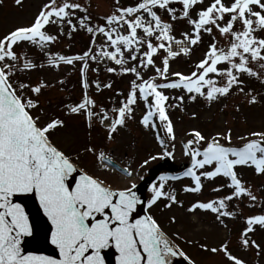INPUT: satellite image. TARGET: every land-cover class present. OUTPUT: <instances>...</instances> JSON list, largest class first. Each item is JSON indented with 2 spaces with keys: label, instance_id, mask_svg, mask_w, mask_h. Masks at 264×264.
Here are the masks:
<instances>
[{
  "label": "snow or ice",
  "instance_id": "obj_1",
  "mask_svg": "<svg viewBox=\"0 0 264 264\" xmlns=\"http://www.w3.org/2000/svg\"><path fill=\"white\" fill-rule=\"evenodd\" d=\"M200 2L182 0L180 15L188 19L191 28L180 37L173 34L172 23L164 20L159 12L163 9L174 13L175 10L169 7L171 0H136L127 6H120L117 0L115 10L104 17L106 23L96 25L89 22L91 17L88 15L79 16L78 23L73 21L72 17L77 14L74 10L87 12L77 0H45L31 23L14 26L0 36V264H173V258L177 256L184 257L189 264H197L170 239L150 211H144L143 215L137 212L145 207V203L149 207L155 206L161 198L166 200L164 207L183 205L176 191L166 189L165 185L169 178L176 179L177 176L162 173L147 184L149 196L144 199L142 192L137 190L136 179L132 178V167L122 169L127 183L119 187L109 186L104 179L80 167L79 156L58 146L51 138L52 132L67 126L66 121L52 115L41 122L44 109L40 107V100L29 93L38 96L48 82L32 83L19 78L20 71L33 70L37 65L27 54L21 59L17 48L30 43L43 50L49 43L57 41L58 35L47 28L50 24L59 26V34L65 32V24L72 30L79 27L91 33L92 47L70 55L49 51L47 63L58 67L62 62L71 65L80 61L85 93L79 102L67 105L66 110L69 114L85 116L89 127L93 118L98 119L108 129L109 139L119 127H127V121L134 117L137 101L144 102L146 110L139 122L145 129H157L156 139L161 150L143 159L140 162L143 167L158 157L173 156L174 145H169L158 131L162 126L165 135L175 139L174 124L167 111L169 95L163 89H180L187 93L188 100L204 96L211 102L219 96L230 95L234 87L244 92L246 82L241 77L245 74L264 80V76L254 72L251 66L252 62H264V35L256 34L264 33V0H228L227 3L210 0L193 18L190 10ZM15 3L20 5L21 0H15ZM213 28L228 38L227 44L218 46ZM204 33L211 34L212 41L193 71L170 73V59L179 54L188 55L192 46L202 42ZM97 34L103 35L108 43L97 45ZM161 51L162 66L154 59V54ZM97 60H111L119 65L118 68L108 67L109 72L130 73L135 77L130 81L128 94L121 95L119 106H113L111 114L87 93L89 61ZM129 61L137 63L128 66ZM149 66L155 69L154 75L144 79L142 69ZM13 75H17L16 80L12 79ZM169 75L174 78L169 79ZM63 79L61 77V81ZM93 83L97 91L106 86L99 80ZM107 86L111 87V82ZM117 92L122 94L121 89ZM247 98L250 104L260 99L252 88L248 89ZM173 99L182 107L185 96L181 94ZM94 107H99V112L93 111ZM106 120L109 122L105 123ZM189 132L193 138L188 139L183 148L191 163L178 176L190 177L193 183L184 185L183 191L200 192L202 178H215L220 174L228 178L227 186L232 188L224 196L196 200L189 205V210H211L224 223L221 217L236 215L235 210L229 209L233 198L247 196L255 204L257 197L250 185L240 178L236 166H254L255 172L264 176V131L246 133L253 138L240 146L221 142V137L231 141V129L216 132L205 146L200 144L205 136L198 129L190 128ZM81 151L94 152L95 148L88 145ZM100 156L105 158L104 153ZM106 159L111 162V157ZM225 186L217 184L216 190ZM29 197L38 202V213H43L47 226L43 225L39 214L35 221L30 219L26 211ZM170 219L175 221L176 217ZM244 219L246 226L242 229L240 243L244 248H255L259 252L261 245L250 233L256 227L264 228V213L248 215ZM175 235L179 236V233ZM29 243H46L53 247L55 254L26 250ZM201 247L212 253L222 251L232 264H247L230 250L228 241L210 249L207 244Z\"/></svg>",
  "mask_w": 264,
  "mask_h": 264
},
{
  "label": "rangeland",
  "instance_id": "obj_2",
  "mask_svg": "<svg viewBox=\"0 0 264 264\" xmlns=\"http://www.w3.org/2000/svg\"><path fill=\"white\" fill-rule=\"evenodd\" d=\"M44 2L45 0H21V4L17 5L15 0H0V36L10 31L14 26L31 23ZM77 2L84 5L87 12L83 9L74 10L77 14L72 19L76 23H78L79 16L88 15L91 17L89 22L93 25L104 24L106 23L104 17L117 7V0H77ZM135 2L136 0H118L120 6H127ZM225 2L227 3L228 0ZM209 3L210 0H201L190 10L192 17L195 18L197 11ZM169 7H172L175 12L168 13L163 9H160L159 12L164 20L172 23L173 34L180 37L184 31H190L191 28L188 19L180 15L183 7L182 0H171ZM225 19H227V15ZM58 27L55 24L47 26L49 32L58 35V39L49 43L43 50L30 43L22 44L17 48L21 59L24 58V54H27L37 65L33 70L20 71L19 78L27 79L32 83H37L40 80L48 82V86L38 96L35 93H29L40 100V107L44 109L41 114V122L52 115L59 116L66 121L65 128L51 133L53 142L79 156L80 167L104 179L111 187L126 184V173L122 169L132 167L134 169L132 178L136 179L137 190L142 192L144 199L149 196L147 184L157 179L162 173L166 172L177 176L176 179L169 178L165 185L166 189L171 188L176 191L178 199L183 201V205L173 204L171 207H164L166 200L161 198V201L155 206L149 207L145 203V207L139 210L143 214L144 211H150L170 239L180 245L197 264H232L222 251L212 253L201 247V245L207 244L210 249L224 241H228L230 250L238 257L245 259L247 264H264V228L256 227L255 231L250 233V236L261 245V251L257 252L255 248H244L240 243L242 229L246 226L244 217L264 213V176L257 174L254 166H236L240 178L250 185L257 199L255 204H252L247 196L240 199L233 198L229 202V209L235 210L236 215L221 217L224 223H221L217 219V214L211 210L199 208L189 210V205L196 200L206 201L231 192L232 188L227 186L228 178L222 174L215 178H202L203 188L200 192H185L183 186L193 182L190 177L178 176L184 167L190 164V158L183 148L184 143L193 138L189 132L190 128L198 129L205 136V140L200 142L201 146H205L216 132H226L227 129H231V141L223 137L220 140L233 146H240L246 140L253 138L246 133L264 131V80L258 76L245 74L241 77L246 82L244 92H239L234 87L230 95L219 96L211 102L204 96H197L194 101L188 100L187 93H182L180 89H163L169 95V101L166 102L169 105L167 111L174 124L175 139L168 138L162 126L158 131L169 145H174L173 156L158 157L155 161H150L149 164L141 167L140 162L143 159L161 150V145L156 139L157 129H145L139 122L141 115L146 110L144 102L137 101V104L134 105V117L127 121V127H119L112 139L108 138V129L98 119L93 118L92 125L89 127L85 116L69 114L66 106L79 102L85 93L81 82L80 61L71 65L62 62L58 67L48 65V52H59L65 55L81 53L92 47V34L79 27L72 30L67 24L64 25L65 32L59 34ZM236 27H240V25H236ZM69 31L72 32L71 36L68 35ZM213 34L217 37L218 46L228 43V38L221 36L215 28H213ZM256 34L264 35L261 32ZM95 39L97 45L108 43L101 34H97ZM211 41L212 35L204 33L202 42L192 46V51L188 55L179 54L170 59L169 72L178 71L186 74L193 71L195 63L203 59ZM142 50H146V48H142ZM93 51L95 52L94 47ZM96 54L100 55V53ZM125 54H127V50H125ZM162 55L163 51L160 54H154L156 64L161 66ZM133 63H137V61H129L128 66ZM220 66L226 65L221 64ZM251 66L254 72L264 76V62L260 64L252 62ZM108 67L118 68L119 65L111 60L107 62L104 60L89 61L87 77L90 87L87 93L96 100L97 105H103L109 109L111 114L113 106H119L121 95L128 94L130 81L135 77L130 73L109 72ZM97 68L99 71L96 70ZM154 72L155 69L149 66L142 69V76L147 79L153 76ZM61 77L64 78L63 81H61ZM172 78L174 77L169 75V79ZM12 79L16 80L17 75H13ZM159 79L157 77L158 81ZM95 80L101 81L106 86L97 91L96 85L93 83ZM109 82H111V87L107 86ZM249 88H252L259 96L258 102L249 103L247 98ZM117 89H121L122 94L118 93ZM181 94L185 96L184 101L181 102L182 107L177 105L176 100L173 99ZM172 105L177 106L173 107ZM237 105H239L238 108ZM99 110V107L93 109L95 112H99ZM37 111L38 109L34 110V112ZM192 112H196L197 115L192 116ZM108 122L105 121V123ZM157 123L159 125L158 120ZM88 145H92L95 151H81ZM170 150H172L171 147ZM100 153H104L105 158H101ZM106 157H111L110 163L117 168L111 166ZM141 176L145 179L141 180L139 178ZM217 184L226 186L216 190ZM172 216L176 217L175 221L170 219ZM176 233H179V236L175 235ZM182 258L189 264L184 257Z\"/></svg>",
  "mask_w": 264,
  "mask_h": 264
},
{
  "label": "water",
  "instance_id": "obj_3",
  "mask_svg": "<svg viewBox=\"0 0 264 264\" xmlns=\"http://www.w3.org/2000/svg\"><path fill=\"white\" fill-rule=\"evenodd\" d=\"M111 165L114 168H117V166L113 165L111 163ZM79 173H77L78 175ZM22 202H25L24 200H22ZM26 211L29 212L30 215V219L32 220H36L37 214H39V216L41 217V221L43 223V225L47 226L48 222L46 221V218H43V213L39 212L38 213V202H36L34 200V198H27V202H26ZM138 214L143 215V212H141L139 209L137 210ZM26 250L29 251H45L46 254H55V250L53 249L52 246L46 244V243H29L26 246ZM112 252L114 253L115 250L113 249ZM173 264H186L183 259L180 256L174 257L173 258Z\"/></svg>",
  "mask_w": 264,
  "mask_h": 264
}]
</instances>
